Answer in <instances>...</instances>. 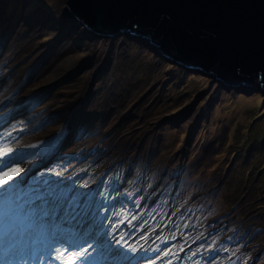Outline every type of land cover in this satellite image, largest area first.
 Returning <instances> with one entry per match:
<instances>
[{
	"label": "bare ground",
	"instance_id": "obj_1",
	"mask_svg": "<svg viewBox=\"0 0 264 264\" xmlns=\"http://www.w3.org/2000/svg\"><path fill=\"white\" fill-rule=\"evenodd\" d=\"M68 5L69 0L57 1L55 8L59 15L38 8L31 16L18 21L11 37L12 53L29 38H33V43L17 52L8 65L12 79L6 83L0 80V91L3 89L0 93V144L17 150V156L22 152L25 160L21 176L35 167L37 172L31 185L24 188L10 185L6 189L11 194L10 199H15L8 203L13 209V218L7 225L0 223V231L7 227L12 243L20 238V233L32 227L37 229V223L44 216L51 225H56L62 215L83 217L88 221L85 229H103L114 238V243L123 236L121 244L129 253L130 264H212L209 250L203 251L201 260H195L194 244L208 240L209 232L199 234L192 223L181 227L176 207L171 205L166 206L168 213L149 211L166 186L153 192L157 184L164 182V177L159 176L153 187L145 190L155 167L147 161L143 145L149 134L158 130L162 119H148L144 113L141 119L144 124L140 125L132 123L126 115L129 104L136 98L130 82L134 45L128 40L138 41L135 48L140 50L147 46L145 41L122 31L99 36L81 26ZM41 12L53 19V23L47 18L41 19ZM41 36L53 38L48 56L42 55L30 79L28 74L33 64L18 76L28 63L23 59L19 64L25 56L23 52L37 45ZM78 39L89 40L83 49L89 58L86 61L73 46ZM100 41L101 46L97 48ZM123 49H128V54L125 55ZM63 72L71 77L63 79ZM42 84H52L54 88L50 97L37 105L47 86L37 90L29 87ZM253 87L256 88L247 89ZM29 91L31 94L25 95ZM61 97L64 102L57 106ZM14 99L18 102L16 106ZM53 112L59 116L56 123L50 124L47 120ZM195 112L198 111L190 108L183 114L186 117L191 114L195 119ZM173 119L178 123L179 114ZM192 121L187 118L188 123ZM68 128L73 134L67 139ZM20 139H27L28 143L16 146ZM61 143L66 146L58 147ZM49 189L63 195L55 201L51 197L36 198ZM73 197L78 205L73 203ZM21 202H39L47 209L45 212L35 210V214L26 219L16 205ZM121 244L115 247L120 248Z\"/></svg>",
	"mask_w": 264,
	"mask_h": 264
},
{
	"label": "rangeland",
	"instance_id": "obj_2",
	"mask_svg": "<svg viewBox=\"0 0 264 264\" xmlns=\"http://www.w3.org/2000/svg\"><path fill=\"white\" fill-rule=\"evenodd\" d=\"M57 1L0 0V80L6 83L12 79L8 65L17 52L33 43V38H29L13 53L10 51L18 21L31 16L38 8L59 15L55 8ZM42 17L53 23L44 12L40 13ZM74 17L81 26L88 28ZM81 37L85 38L82 33ZM124 37L128 36L124 34ZM52 41L50 36H41L37 45L23 52L25 56L19 64L23 59L28 63L18 76L33 64L28 74V79L31 78L42 55L48 56ZM128 42L134 45L130 82L136 98L129 104L126 115L132 123L140 125L144 124L141 120L144 113L148 119H162L158 130L149 134L143 145L147 161L155 167L145 190L152 188L159 176L164 177V182L157 184L153 192L166 186L149 211L168 213L166 206L171 205L176 207L181 227L192 223L199 234L209 232L208 240L194 244L195 260H201L203 251L209 250L212 264H264L263 87L256 80H253L256 88L251 89L225 83L214 73L206 72L203 66L189 70L177 59L170 57L169 60L148 45L140 50L135 48L138 41L130 38ZM88 43V39L73 43L77 54L85 61L89 58L83 49ZM100 46L101 41L97 48ZM123 51L125 55L129 52L128 49ZM61 77L67 79L71 74L63 72ZM45 85L29 88L37 90ZM50 86L44 87L43 101L50 97L46 95ZM118 88L122 91L120 83ZM63 100L59 98L57 106ZM12 101L15 106L18 104L15 99ZM190 108L198 111L195 119L187 115L194 120L192 123H188V117L183 114ZM175 114H179L178 123L173 119ZM58 116L59 113L53 112L47 122L56 123ZM100 116L102 119L101 112ZM27 141L20 139L16 145L24 146ZM14 166L24 169L23 163ZM36 169H28L23 176L17 177L20 188L31 182Z\"/></svg>",
	"mask_w": 264,
	"mask_h": 264
},
{
	"label": "water",
	"instance_id": "obj_3",
	"mask_svg": "<svg viewBox=\"0 0 264 264\" xmlns=\"http://www.w3.org/2000/svg\"><path fill=\"white\" fill-rule=\"evenodd\" d=\"M68 6L89 30L133 33L189 70L203 66L225 83L252 87L256 80L264 89V0H69ZM72 134L68 128L67 139Z\"/></svg>",
	"mask_w": 264,
	"mask_h": 264
},
{
	"label": "snow or ice",
	"instance_id": "obj_4",
	"mask_svg": "<svg viewBox=\"0 0 264 264\" xmlns=\"http://www.w3.org/2000/svg\"><path fill=\"white\" fill-rule=\"evenodd\" d=\"M22 162V152L17 156V150L7 147L5 144H0V173L3 174L0 175V223L4 225H7L13 218V209L8 206L11 194L6 189L10 185H18L17 177H20L23 171L20 168H13L12 165ZM57 175L60 174L57 173ZM62 195L63 193H58L55 189H49L36 198L51 197L55 201ZM45 202L47 203V201ZM73 203L77 205L79 203L75 197H73ZM83 207H87V205ZM73 219H75V216H73ZM80 223L83 227V222ZM113 239L103 229L94 231L92 227L86 228L79 239H64L53 236L46 245L47 251L55 253L48 264H52V260L57 261L58 264H115L119 260L130 258L129 253L123 250V244H121L123 236L115 243ZM56 244H61L63 247L57 248L55 247ZM115 244H121V247L116 248ZM0 245L3 246L4 257H7L13 248L7 227L0 231ZM4 257H0V264H12L10 259ZM35 264H45V261L39 258L35 261Z\"/></svg>",
	"mask_w": 264,
	"mask_h": 264
}]
</instances>
